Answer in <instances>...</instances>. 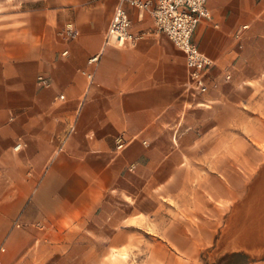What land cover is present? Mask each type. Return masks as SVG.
I'll return each mask as SVG.
<instances>
[{"label": "crops", "instance_id": "crops-1", "mask_svg": "<svg viewBox=\"0 0 264 264\" xmlns=\"http://www.w3.org/2000/svg\"><path fill=\"white\" fill-rule=\"evenodd\" d=\"M29 1L0 12V264H109L123 249L135 264H264L249 176L263 87L246 86L264 77V0L207 1L204 94L149 11L127 7L140 37L119 48L105 45L116 0Z\"/></svg>", "mask_w": 264, "mask_h": 264}, {"label": "built area", "instance_id": "built-area-1", "mask_svg": "<svg viewBox=\"0 0 264 264\" xmlns=\"http://www.w3.org/2000/svg\"><path fill=\"white\" fill-rule=\"evenodd\" d=\"M116 1L117 6L105 36V45L119 48L129 44L134 45L140 35H132L129 32L130 21L127 7H134L140 12L149 11L154 19V32L165 35L183 53L192 90L199 94L206 93L208 85L205 77L213 66V61L201 53L193 41V34L201 22L211 19L207 9L208 0ZM77 35V31L72 28L66 30L68 39H73ZM98 59V56H94L88 62L93 65ZM87 77L92 79L91 74H87ZM37 83L40 87L49 85V81L42 76L38 77ZM122 146L123 144L118 141L117 148ZM19 147L20 145H17L16 148Z\"/></svg>", "mask_w": 264, "mask_h": 264}, {"label": "rangeland", "instance_id": "rangeland-1", "mask_svg": "<svg viewBox=\"0 0 264 264\" xmlns=\"http://www.w3.org/2000/svg\"><path fill=\"white\" fill-rule=\"evenodd\" d=\"M9 7L10 9H30L31 8V2L29 0H0V12L2 7ZM230 79V78H229ZM246 86H249L251 88L256 87H263L261 93L257 94V98H254V101L260 100V104L263 105V113H264V77H261L260 79H257V81L247 83ZM253 100V99H252ZM249 113H254L252 110H248ZM250 130L255 129L254 126H248L247 128L245 126H241L240 128H233V133H239L240 131L244 130ZM258 130L260 133V141L258 143H254V146H257L258 149L262 150L264 152V124L263 126H258ZM242 138H249L250 135L246 133H241ZM233 145L237 148H240L241 144L239 142L233 141ZM264 160V159H263ZM250 181L257 180L258 182L262 183V186L257 190L258 193L261 194V196H264V161L263 164L253 173L249 174ZM139 256H142L139 254ZM138 256V257H139ZM137 256L134 258V255L127 253L126 249H123L122 251L116 252V253H109L108 255H105V262L114 263V264H127L128 262H131V264H135V260L138 258ZM130 260V261H129Z\"/></svg>", "mask_w": 264, "mask_h": 264}]
</instances>
